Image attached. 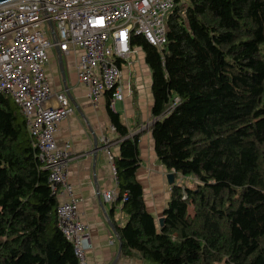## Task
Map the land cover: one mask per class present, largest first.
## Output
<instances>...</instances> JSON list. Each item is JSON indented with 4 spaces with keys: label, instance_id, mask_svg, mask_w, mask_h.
<instances>
[{
    "label": "trees",
    "instance_id": "1",
    "mask_svg": "<svg viewBox=\"0 0 264 264\" xmlns=\"http://www.w3.org/2000/svg\"><path fill=\"white\" fill-rule=\"evenodd\" d=\"M164 28L161 48L141 34L130 45L151 76L154 155L194 182L170 185L157 226L135 178L137 137L109 109L119 252L135 264H264V0H175ZM35 152L0 94V264H77Z\"/></svg>",
    "mask_w": 264,
    "mask_h": 264
},
{
    "label": "built area",
    "instance_id": "2",
    "mask_svg": "<svg viewBox=\"0 0 264 264\" xmlns=\"http://www.w3.org/2000/svg\"><path fill=\"white\" fill-rule=\"evenodd\" d=\"M175 0H12L0 3V94L11 97L21 112L39 167L47 172L49 191L56 197V222L69 240L77 264H86L87 225L67 181L73 158L69 143L54 141L57 125L72 105L64 91L50 92L44 74L47 50L75 52V76L86 87L92 104L110 92L108 106L121 100L120 64L134 51L133 35L156 48L165 42L164 20ZM129 91V89L127 90ZM53 98V103L48 100ZM114 127L111 126V129ZM106 157L116 184L113 156ZM114 201V191L103 192ZM123 199L125 195L123 194ZM111 243V241H110Z\"/></svg>",
    "mask_w": 264,
    "mask_h": 264
},
{
    "label": "crops",
    "instance_id": "3",
    "mask_svg": "<svg viewBox=\"0 0 264 264\" xmlns=\"http://www.w3.org/2000/svg\"><path fill=\"white\" fill-rule=\"evenodd\" d=\"M56 48L47 50L44 74L49 81L50 92L64 91L72 105L68 114L57 125L54 141L58 147L69 143L73 158L67 165V181L73 195L79 199L77 206L80 221L87 225L86 233L89 247L84 251L86 264H135L134 256H124L117 252L118 240L114 236L116 226L125 222L119 202L106 201L103 192H117L106 151L113 156L117 153V132L111 129L108 110L117 112L119 120L127 129V135H136L139 161L135 178L142 188L143 202L158 226L157 218L162 217L170 185L167 171L158 162L153 151L150 135L151 76L143 61V51L135 46L134 51L120 64L119 85L123 93L121 100L108 106L110 97L102 93L95 104L86 94V87L75 76L76 51L59 53ZM129 89V91H127ZM53 103V98L48 100ZM187 177V176H186ZM185 176L173 175V182ZM192 186V185H186ZM116 225V226H115ZM111 241V243H110Z\"/></svg>",
    "mask_w": 264,
    "mask_h": 264
},
{
    "label": "water",
    "instance_id": "4",
    "mask_svg": "<svg viewBox=\"0 0 264 264\" xmlns=\"http://www.w3.org/2000/svg\"><path fill=\"white\" fill-rule=\"evenodd\" d=\"M8 1H12V0H0V3H5V2H8ZM59 59H60V55L57 52V60H58V62H59ZM166 178H167L168 184H172L173 183V173L172 172L167 173L166 174ZM157 223H158V226H161L162 223H163V217H158L157 218ZM113 233H114V236H116V238L118 240V247H117V252H118L119 248H120V242H119V239H118V236L116 235V233L114 231H113Z\"/></svg>",
    "mask_w": 264,
    "mask_h": 264
},
{
    "label": "rangeland",
    "instance_id": "5",
    "mask_svg": "<svg viewBox=\"0 0 264 264\" xmlns=\"http://www.w3.org/2000/svg\"><path fill=\"white\" fill-rule=\"evenodd\" d=\"M193 182H194V179H192L189 176L183 178V180H181V179L178 180V183H181L182 185H192ZM190 187H192V186H190Z\"/></svg>",
    "mask_w": 264,
    "mask_h": 264
}]
</instances>
